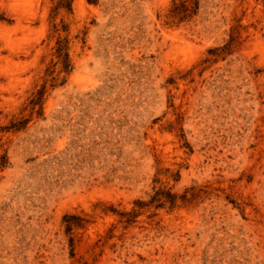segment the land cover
Returning <instances> with one entry per match:
<instances>
[{"label":"rangeland","instance_id":"1","mask_svg":"<svg viewBox=\"0 0 264 264\" xmlns=\"http://www.w3.org/2000/svg\"><path fill=\"white\" fill-rule=\"evenodd\" d=\"M0 264H264V0H0Z\"/></svg>","mask_w":264,"mask_h":264},{"label":"trees","instance_id":"2","mask_svg":"<svg viewBox=\"0 0 264 264\" xmlns=\"http://www.w3.org/2000/svg\"><path fill=\"white\" fill-rule=\"evenodd\" d=\"M65 61H66V63H67V56L65 57ZM42 94V93H41Z\"/></svg>","mask_w":264,"mask_h":264}]
</instances>
